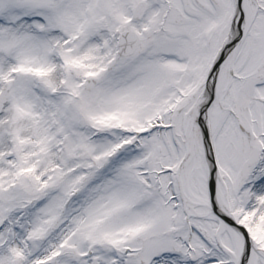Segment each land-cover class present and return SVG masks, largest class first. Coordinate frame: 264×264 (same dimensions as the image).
I'll list each match as a JSON object with an SVG mask.
<instances>
[{"label": "snow or ice", "instance_id": "6c2138e0", "mask_svg": "<svg viewBox=\"0 0 264 264\" xmlns=\"http://www.w3.org/2000/svg\"><path fill=\"white\" fill-rule=\"evenodd\" d=\"M0 264H264V0H0Z\"/></svg>", "mask_w": 264, "mask_h": 264}]
</instances>
